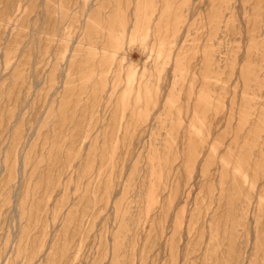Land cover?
<instances>
[{
    "label": "rangeland",
    "instance_id": "obj_1",
    "mask_svg": "<svg viewBox=\"0 0 264 264\" xmlns=\"http://www.w3.org/2000/svg\"><path fill=\"white\" fill-rule=\"evenodd\" d=\"M234 1L0 0V264H264V0Z\"/></svg>",
    "mask_w": 264,
    "mask_h": 264
},
{
    "label": "bare ground",
    "instance_id": "obj_2",
    "mask_svg": "<svg viewBox=\"0 0 264 264\" xmlns=\"http://www.w3.org/2000/svg\"><path fill=\"white\" fill-rule=\"evenodd\" d=\"M235 2L237 3L236 0L234 1V3H235ZM235 6H236V5H235ZM230 7H232V5H231ZM231 9H232V8H231ZM227 10H228V9H227ZM212 25H213V24H212ZM154 30H156V29H154ZM154 30H153V31H154ZM120 32H122V31H120ZM124 32H126V30H124ZM170 50L172 51V53H174V52L176 51L175 48H170ZM170 50H169V51H170ZM171 55H172V54H171ZM172 58H173V57H172ZM172 58H171V59H172ZM171 59H170V60H171ZM156 61H157V60H156ZM167 61H168V59H167ZM172 61H173V59H172ZM170 63H171V62H170ZM167 64H168V62H167ZM172 64H173V63H172ZM173 66H174V64H173ZM147 81H148V80H145V83H143V84L146 85V83H148ZM143 82H144V81H143ZM141 84H142V81H139V82H138V85H141Z\"/></svg>",
    "mask_w": 264,
    "mask_h": 264
}]
</instances>
